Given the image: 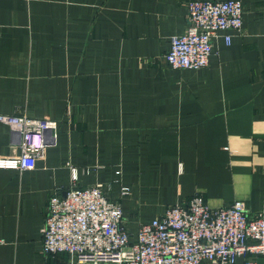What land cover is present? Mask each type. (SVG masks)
<instances>
[{
  "label": "crops",
  "instance_id": "1",
  "mask_svg": "<svg viewBox=\"0 0 264 264\" xmlns=\"http://www.w3.org/2000/svg\"><path fill=\"white\" fill-rule=\"evenodd\" d=\"M186 1L0 0V115L57 122L27 169L0 168V264H67L42 253L41 228L70 187L109 184L132 235L193 193L264 213V0H239V31L204 67L171 68ZM18 155L0 122V159Z\"/></svg>",
  "mask_w": 264,
  "mask_h": 264
},
{
  "label": "built area",
  "instance_id": "2",
  "mask_svg": "<svg viewBox=\"0 0 264 264\" xmlns=\"http://www.w3.org/2000/svg\"><path fill=\"white\" fill-rule=\"evenodd\" d=\"M186 25L168 39L162 55L171 68L198 69L207 64L220 32L228 43L241 26L239 0H188ZM0 122L18 135L19 155L0 159V168L22 171L55 141L57 122L21 114L0 115ZM109 184L70 187L52 194L41 228L44 255L63 252L67 264H264V213H248L234 200L210 208L199 193L184 203L139 224L132 235L122 221L120 204L108 196ZM127 189L120 187L119 194Z\"/></svg>",
  "mask_w": 264,
  "mask_h": 264
}]
</instances>
